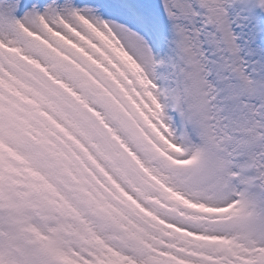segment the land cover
Returning <instances> with one entry per match:
<instances>
[{
    "label": "snow or ice",
    "instance_id": "snow-or-ice-1",
    "mask_svg": "<svg viewBox=\"0 0 264 264\" xmlns=\"http://www.w3.org/2000/svg\"><path fill=\"white\" fill-rule=\"evenodd\" d=\"M0 264H264V0H0Z\"/></svg>",
    "mask_w": 264,
    "mask_h": 264
}]
</instances>
